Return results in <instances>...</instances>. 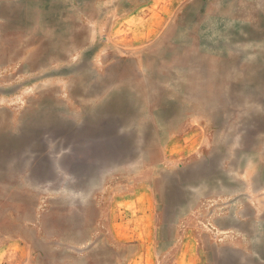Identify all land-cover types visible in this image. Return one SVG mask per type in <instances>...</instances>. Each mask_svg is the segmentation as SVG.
<instances>
[{"label": "rangeland", "instance_id": "obj_1", "mask_svg": "<svg viewBox=\"0 0 264 264\" xmlns=\"http://www.w3.org/2000/svg\"><path fill=\"white\" fill-rule=\"evenodd\" d=\"M165 203L264 264V0H0V264H157Z\"/></svg>", "mask_w": 264, "mask_h": 264}, {"label": "crops", "instance_id": "obj_2", "mask_svg": "<svg viewBox=\"0 0 264 264\" xmlns=\"http://www.w3.org/2000/svg\"><path fill=\"white\" fill-rule=\"evenodd\" d=\"M165 217L160 221L161 224L166 226L174 227V231L170 235L163 236L157 239V259L159 261L157 264H197L196 259L198 257L195 249L193 248V241H191L190 228L191 218L189 213L184 210V207H175L174 205L164 204ZM172 210V214L171 211ZM180 210V214L175 213V211ZM175 213V214H174ZM174 215L177 216L176 220H173ZM170 216L173 217L172 220ZM215 223V226L222 229L223 226H226L228 223L230 227L236 225L237 215L229 214L222 217V215L215 216L211 218ZM190 221V222H189ZM93 259L87 261L86 264H110L109 258L98 259L96 255L93 254ZM103 257V256H102ZM105 258V257H103ZM73 264V263H71ZM119 264V263H114Z\"/></svg>", "mask_w": 264, "mask_h": 264}, {"label": "bare ground", "instance_id": "obj_3", "mask_svg": "<svg viewBox=\"0 0 264 264\" xmlns=\"http://www.w3.org/2000/svg\"><path fill=\"white\" fill-rule=\"evenodd\" d=\"M33 1V0H32Z\"/></svg>", "mask_w": 264, "mask_h": 264}]
</instances>
